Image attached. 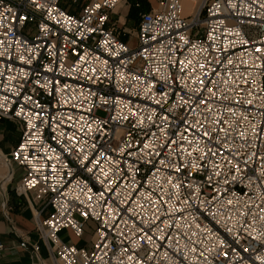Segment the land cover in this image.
<instances>
[{
	"label": "built area",
	"instance_id": "built-area-1",
	"mask_svg": "<svg viewBox=\"0 0 264 264\" xmlns=\"http://www.w3.org/2000/svg\"><path fill=\"white\" fill-rule=\"evenodd\" d=\"M125 1L0 0V119L21 133L0 159L49 209L31 264H264V0H158L132 45ZM89 224L87 247L60 237Z\"/></svg>",
	"mask_w": 264,
	"mask_h": 264
},
{
	"label": "crops",
	"instance_id": "crops-1",
	"mask_svg": "<svg viewBox=\"0 0 264 264\" xmlns=\"http://www.w3.org/2000/svg\"><path fill=\"white\" fill-rule=\"evenodd\" d=\"M195 1H183L186 17L192 15L196 7ZM137 3L140 4L138 8L136 7ZM152 3L155 5L154 0H126L125 3H121V6L116 9L112 16V22L117 26L121 36L123 33H129L131 29H134L130 24V16L134 12L139 14L149 12L154 9ZM62 6L70 13L78 12L72 9L69 3L63 2ZM120 7L126 8L127 11L125 15L118 18L122 9H119ZM122 39L126 41L127 37L122 36ZM20 135V129L16 123L0 119V154L9 155L19 142ZM22 175L23 171L20 167L16 165L6 167L0 159V241L3 244V248L0 249V264L38 263L32 251L31 245L33 244H40L39 257L45 262H49L46 248L41 243L35 228L36 214L41 212V218H45L49 209L43 210V203L34 202L31 195L24 196L16 193L15 188ZM90 226L91 224L87 226V231ZM91 234L87 232L84 238L79 239L72 235L70 231L65 230L60 233V237L65 243L76 247H87L91 240ZM22 243L26 245L24 248L20 246Z\"/></svg>",
	"mask_w": 264,
	"mask_h": 264
},
{
	"label": "rangeland",
	"instance_id": "rangeland-1",
	"mask_svg": "<svg viewBox=\"0 0 264 264\" xmlns=\"http://www.w3.org/2000/svg\"><path fill=\"white\" fill-rule=\"evenodd\" d=\"M77 3H74L73 0H64L65 3H69L71 5V8L72 9H75L76 11H79L81 9V7L88 1V0H76ZM198 0L195 1V3H197ZM154 3L155 5H153V3L151 4L152 5V8H157L158 7V0H154ZM121 6V5H120ZM193 6V5H192ZM122 7H120L119 9H121ZM127 9L126 8H122L121 9V13L119 15L118 18L122 17L123 15H125ZM138 17H139V13H135L132 14V16H130V24L132 26V28L134 29H131L129 31V34L127 35V42L129 44H134L135 41H136V37H137V31L135 30L136 28V24H137V21H138ZM116 19V18H115ZM128 28V26H127ZM130 28V27H129ZM88 234L89 233H92V230L91 229H88Z\"/></svg>",
	"mask_w": 264,
	"mask_h": 264
},
{
	"label": "water",
	"instance_id": "water-1",
	"mask_svg": "<svg viewBox=\"0 0 264 264\" xmlns=\"http://www.w3.org/2000/svg\"><path fill=\"white\" fill-rule=\"evenodd\" d=\"M0 156H1V157H4L5 155H1V154H0Z\"/></svg>",
	"mask_w": 264,
	"mask_h": 264
},
{
	"label": "bare ground",
	"instance_id": "bare-ground-1",
	"mask_svg": "<svg viewBox=\"0 0 264 264\" xmlns=\"http://www.w3.org/2000/svg\"><path fill=\"white\" fill-rule=\"evenodd\" d=\"M184 1V0H183ZM183 12H184V7H183Z\"/></svg>",
	"mask_w": 264,
	"mask_h": 264
},
{
	"label": "trees",
	"instance_id": "trees-1",
	"mask_svg": "<svg viewBox=\"0 0 264 264\" xmlns=\"http://www.w3.org/2000/svg\"><path fill=\"white\" fill-rule=\"evenodd\" d=\"M138 5H139V7H140V4L139 3H137Z\"/></svg>",
	"mask_w": 264,
	"mask_h": 264
},
{
	"label": "snow or ice",
	"instance_id": "snow-or-ice-1",
	"mask_svg": "<svg viewBox=\"0 0 264 264\" xmlns=\"http://www.w3.org/2000/svg\"><path fill=\"white\" fill-rule=\"evenodd\" d=\"M97 7H99V5H97Z\"/></svg>",
	"mask_w": 264,
	"mask_h": 264
}]
</instances>
